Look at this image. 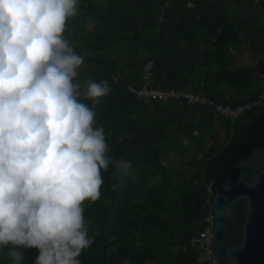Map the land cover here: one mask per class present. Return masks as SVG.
Instances as JSON below:
<instances>
[{"label": "trees", "instance_id": "1", "mask_svg": "<svg viewBox=\"0 0 264 264\" xmlns=\"http://www.w3.org/2000/svg\"><path fill=\"white\" fill-rule=\"evenodd\" d=\"M247 2L253 8V0H79L65 31L85 57L74 82H109L111 93L94 109L96 126L104 129L109 156L121 162L102 172L100 199L85 202L95 242L81 264H202L191 241L210 214L209 189L238 147L264 128V78L242 53L247 41L264 56V25L253 9V26L238 20ZM140 49L150 57L141 59ZM151 60L149 89L251 109L232 126L210 104L139 98L132 89L146 85ZM38 255L28 249L23 264ZM0 264L11 258L0 253Z\"/></svg>", "mask_w": 264, "mask_h": 264}, {"label": "clouds", "instance_id": "2", "mask_svg": "<svg viewBox=\"0 0 264 264\" xmlns=\"http://www.w3.org/2000/svg\"><path fill=\"white\" fill-rule=\"evenodd\" d=\"M78 5L0 0V253L12 264L33 248L34 264H81L95 242L85 202L121 167L96 126L109 82H74L85 57L65 31Z\"/></svg>", "mask_w": 264, "mask_h": 264}, {"label": "water", "instance_id": "3", "mask_svg": "<svg viewBox=\"0 0 264 264\" xmlns=\"http://www.w3.org/2000/svg\"><path fill=\"white\" fill-rule=\"evenodd\" d=\"M264 78V57L254 69ZM214 264H264V128L211 186Z\"/></svg>", "mask_w": 264, "mask_h": 264}, {"label": "built area", "instance_id": "4", "mask_svg": "<svg viewBox=\"0 0 264 264\" xmlns=\"http://www.w3.org/2000/svg\"><path fill=\"white\" fill-rule=\"evenodd\" d=\"M254 5L260 6V10L263 9V5L260 0H253ZM154 65V61L151 60L144 68V79L147 81L146 85L141 90H134V92L139 98H143L146 100L156 99L161 102H166L170 100H178V101H186L191 104H210L214 106V112L218 116L226 117L230 120L231 125L233 126L236 121H238L242 115L251 109L250 105L240 106V107H232L231 105H223V104H214V102L208 99L204 95H197L192 92L186 91H177V90H152L149 89L148 79L151 77L152 67ZM258 102L257 104H259ZM211 193V188L209 189ZM212 215L211 213L206 216L203 222V230L200 234L193 238L191 241V245L195 246L198 249V262L202 264H214L213 252L211 247V230H212Z\"/></svg>", "mask_w": 264, "mask_h": 264}, {"label": "rangeland", "instance_id": "5", "mask_svg": "<svg viewBox=\"0 0 264 264\" xmlns=\"http://www.w3.org/2000/svg\"><path fill=\"white\" fill-rule=\"evenodd\" d=\"M93 1H96V2H98L99 4H105V0H93ZM249 2V1H248ZM247 2V5L250 7V6H252V4H250V3H248ZM252 9L253 10H255V18H256V20L257 21H259L260 22V24H262V25H264V15H262V13H260L259 11H260V6H258V5H253V8L251 7L250 9H249V11H248V13L247 14H244V15H242V16H239L238 17V20H240V22H242L241 20L244 18V20L246 19V25H249V26H253L254 24H253V21L254 20H252V15H251V11H252ZM242 53H243V60H244V63H245V61L247 62L248 61V59H254L255 57H253L252 56V52H251V50H250V44L248 43V42H246L245 44H244V46L242 47ZM254 55V54H253ZM264 55V54H263ZM139 57L141 58V59H147L148 57H150L149 56V54H147L146 52H144L143 50H139ZM124 72L126 71L127 72V69L125 68V67H123V69H122ZM177 91H179V90H177Z\"/></svg>", "mask_w": 264, "mask_h": 264}, {"label": "crops", "instance_id": "6", "mask_svg": "<svg viewBox=\"0 0 264 264\" xmlns=\"http://www.w3.org/2000/svg\"><path fill=\"white\" fill-rule=\"evenodd\" d=\"M251 7H252V6L249 7L248 5H246V6L243 8L242 13H241L240 16H242V15H244V14H247L248 11H249V9H250ZM245 20H246V19H245ZM245 20H244V18H243L241 21L244 23ZM239 21H240V20H239ZM243 37H244V36H243ZM243 37H242V39H244ZM244 42L246 43L247 41H244ZM245 43H244V44H245ZM248 43H249V42H248ZM252 56L255 57V58H254V59H248L247 62L245 61V65L252 67V69H255V68L257 67L259 61L262 60V57H263V56H260V55H253V54H252Z\"/></svg>", "mask_w": 264, "mask_h": 264}]
</instances>
